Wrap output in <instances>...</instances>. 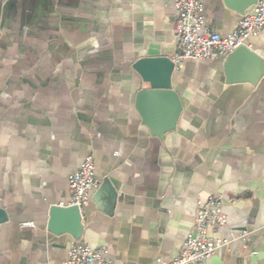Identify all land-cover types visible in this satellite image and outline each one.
<instances>
[{
    "label": "crops",
    "instance_id": "obj_1",
    "mask_svg": "<svg viewBox=\"0 0 264 264\" xmlns=\"http://www.w3.org/2000/svg\"><path fill=\"white\" fill-rule=\"evenodd\" d=\"M243 1L201 0L205 30L232 32ZM177 15L172 0H0V264L64 263L77 240L49 230V210L69 203L87 155L99 186L78 241L110 264L174 259L215 194L227 221L210 235L228 243L203 264H264V72L252 83L244 59L231 80L226 57L175 63ZM246 45L264 70V29ZM157 56L175 63L182 104L162 136L136 107L149 83L132 67Z\"/></svg>",
    "mask_w": 264,
    "mask_h": 264
},
{
    "label": "built area",
    "instance_id": "obj_2",
    "mask_svg": "<svg viewBox=\"0 0 264 264\" xmlns=\"http://www.w3.org/2000/svg\"><path fill=\"white\" fill-rule=\"evenodd\" d=\"M172 1L178 12L174 23L175 40L179 49L173 58L175 63H181L184 59L225 58L238 47L246 45L249 37L264 29V0H256L243 12L236 27L227 35L205 30L201 0ZM98 186L93 157L87 155L68 177V205L81 209ZM226 221L221 195L210 196L199 203L193 228L187 234L179 254L170 261H163L158 257L154 264H203L217 248L227 245L228 241L210 235V232L225 225ZM244 237L245 233H231V239ZM107 252L104 246L92 248L77 240L68 247L63 264H110Z\"/></svg>",
    "mask_w": 264,
    "mask_h": 264
},
{
    "label": "water",
    "instance_id": "obj_3",
    "mask_svg": "<svg viewBox=\"0 0 264 264\" xmlns=\"http://www.w3.org/2000/svg\"><path fill=\"white\" fill-rule=\"evenodd\" d=\"M255 2L256 0H244L236 10L243 13ZM239 59H244L248 65L254 68L253 75L248 80L255 83L264 72L262 59L247 45L238 47L226 56L225 70L228 80H231L232 65ZM132 67L143 81L149 83L147 89L137 92L136 107L141 113L143 123L149 127L151 133L162 136L164 132L175 128L182 109L180 97L171 85V75L175 63L166 56L142 57L137 59ZM163 104L164 107H162ZM103 187L109 188L107 181L104 182ZM81 209L68 204L53 205L49 210V230L55 233L67 232L74 239L80 240L83 231ZM4 218L5 215L0 208V220H4Z\"/></svg>",
    "mask_w": 264,
    "mask_h": 264
}]
</instances>
